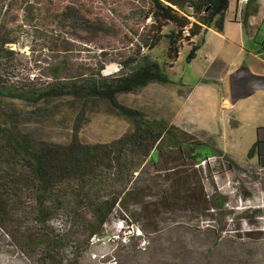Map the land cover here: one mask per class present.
<instances>
[{"label": "trees", "instance_id": "trees-1", "mask_svg": "<svg viewBox=\"0 0 264 264\" xmlns=\"http://www.w3.org/2000/svg\"><path fill=\"white\" fill-rule=\"evenodd\" d=\"M141 2L145 8L136 12L139 25L136 29L127 26L125 33L113 19L96 12L89 1L0 0V97L33 104L36 109L23 116L0 100V226L14 223L9 218L12 203L21 196V211L30 218L29 231L37 237L31 247L53 240L51 246L37 250L42 252L40 263L78 264L89 240L103 237L112 218L144 236L160 232L168 215L190 214L215 222L203 231L214 239L213 247L223 234L220 214L215 219L212 214L222 207L223 199L205 191L200 164L208 171L210 158L225 159L228 165L233 161L219 148L189 137L164 119L148 118L116 98L150 83H169L165 64L154 60L151 52L165 40L166 60L174 63L184 42L190 46L187 59L193 60L199 45L192 39L212 26L221 30L217 24L228 0ZM256 2L247 0L253 6L248 15L256 12ZM21 23L27 28L25 36L42 39L44 49L62 57L61 66L42 85L34 77L30 80L28 73L23 76L14 60L12 48L19 44L20 34L13 27ZM121 36L134 43L136 51L123 61H110L119 65L115 74H102V60L89 72L73 70L65 61L80 46L105 55L103 43ZM91 101L106 102L131 122V128L109 142L82 143L77 123ZM54 102L80 107L77 126L67 143L34 139L22 131L41 116L40 105L52 107ZM263 133L264 128L256 129L255 142L247 153L248 159L257 157L259 169H264ZM52 221L59 222L56 232L50 226Z\"/></svg>", "mask_w": 264, "mask_h": 264}, {"label": "rangeland", "instance_id": "rangeland-1", "mask_svg": "<svg viewBox=\"0 0 264 264\" xmlns=\"http://www.w3.org/2000/svg\"><path fill=\"white\" fill-rule=\"evenodd\" d=\"M86 1L96 12L113 19L125 33L129 25L136 29L139 25L136 12L145 8L141 0H80V3ZM233 4L234 0H229V8ZM13 28L20 34L19 44L12 48L20 72L23 76L28 73L30 80L34 77V82L42 85L50 72L61 66L62 57L44 49L42 39L34 38L33 41L25 36L27 28L24 24ZM141 30L138 28V33ZM103 48L101 51L105 55H100L102 53L92 47H76L65 61L73 70L89 72L95 70L102 60V74L111 75L119 70L118 64L110 62L112 59L123 61L136 51L135 44H129L123 36L116 41L104 42ZM166 48L164 40L151 56L165 64L163 69L170 82L150 83L134 93L118 95L116 99L148 118L166 120L189 137L219 148L233 159L230 158L234 164L228 165L225 159L210 158L208 171L206 165L200 164L205 191L208 195L217 193L223 199L222 207L212 212L214 219L220 214L223 220L221 239L213 247L214 239L203 233L205 227L215 226L214 221L180 213L168 215L161 223L163 229L160 232L145 234L144 248L139 247V239H132L127 246H122L115 238L128 234L123 233L126 226L112 218L104 228V238L89 240L78 264H264V169L257 167L256 156L247 158L255 141L251 117L253 107L249 101H242L237 107V118L232 119L231 124L226 122L229 112L224 105L221 107V99L226 94L224 83L217 79L207 80L213 76L205 73L206 64L201 59H187L190 46L186 43L181 44L174 63L166 60ZM0 100L20 110L23 116L36 111L30 103L1 97ZM70 106L67 102H54L52 107L40 105L41 116L23 126L22 131L34 139L67 143L74 126L78 125L79 140L90 144L114 140L132 126L103 101L88 102L83 108L82 119L75 125L80 107ZM259 106L256 104V112ZM220 133L223 136L216 145L209 136ZM23 203L21 196L16 197L9 217L14 223L6 228L0 226V264H45L39 262L38 255L42 252L37 250L51 246L53 240L47 239L43 246L31 247L37 237L29 231L32 223L21 211ZM50 226L54 232L60 228L58 221L50 222ZM136 230L133 229L134 236L139 234ZM209 248H212L211 252L207 251Z\"/></svg>", "mask_w": 264, "mask_h": 264}, {"label": "crops", "instance_id": "crops-1", "mask_svg": "<svg viewBox=\"0 0 264 264\" xmlns=\"http://www.w3.org/2000/svg\"><path fill=\"white\" fill-rule=\"evenodd\" d=\"M252 7L251 4H239V0H234L233 7L229 8L228 0V8L222 21L217 24L221 30L218 31L214 26L207 28L204 33L193 38L192 43L199 45L195 58L201 59L206 64L205 73H210L209 75L213 76L207 80L211 82L217 79L224 83L226 94L221 99V103L225 98L230 101L229 77L232 73L238 72L241 77L248 81L254 79L257 82L258 85L249 96L233 102L230 101L232 104L226 108L229 112L226 122L231 124L232 119L237 118L239 112L237 107L240 103L244 100L251 103L253 107L251 117L254 122V138L256 139V129L264 128V49H262L264 45V0H257L256 12L248 15ZM245 14L247 16L244 26L242 22ZM258 103L260 106L256 112V104ZM237 122L235 121V123ZM222 136L223 134L220 133L209 137L213 139L214 144L218 145V139ZM255 163L257 164V162Z\"/></svg>", "mask_w": 264, "mask_h": 264}, {"label": "water", "instance_id": "water-1", "mask_svg": "<svg viewBox=\"0 0 264 264\" xmlns=\"http://www.w3.org/2000/svg\"><path fill=\"white\" fill-rule=\"evenodd\" d=\"M257 82L252 79L248 81L239 75L238 72H234L229 77V97L233 102L237 99H241L249 96L257 86Z\"/></svg>", "mask_w": 264, "mask_h": 264}, {"label": "built area", "instance_id": "built-area-1", "mask_svg": "<svg viewBox=\"0 0 264 264\" xmlns=\"http://www.w3.org/2000/svg\"><path fill=\"white\" fill-rule=\"evenodd\" d=\"M247 3V0H239V4H246ZM204 164V163H203ZM119 223L120 224H123V222L122 221H119ZM122 229V225H121V228H120V230ZM139 234L138 235H136V236H131V235H133V233H134V231H133V229L132 228H128L127 229V227L124 229V232L123 233H125V232H128V234L127 235H117L116 236V238H115V240H116V242L117 243H121V245L122 246H127L129 243H130V240H132V239H139L140 240V242H139V247H141V248H144L145 247V244H146V241L145 240H143V236H139L140 235V232H139V230H136ZM95 238H104V236L103 237H93V238H91L90 240L92 241V240H94ZM96 256H93V258H95ZM102 258H104V257H102Z\"/></svg>", "mask_w": 264, "mask_h": 264}, {"label": "bare ground", "instance_id": "bare-ground-1", "mask_svg": "<svg viewBox=\"0 0 264 264\" xmlns=\"http://www.w3.org/2000/svg\"><path fill=\"white\" fill-rule=\"evenodd\" d=\"M224 106L223 107H225V108H229L230 107V104H232V103H230V101H228L226 98H225V100H223V103H222Z\"/></svg>", "mask_w": 264, "mask_h": 264}]
</instances>
